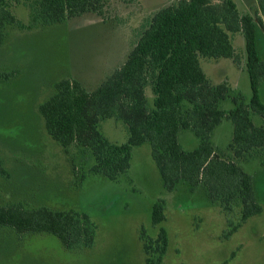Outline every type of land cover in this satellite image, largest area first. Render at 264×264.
Masks as SVG:
<instances>
[{
    "label": "rangeland",
    "instance_id": "rangeland-1",
    "mask_svg": "<svg viewBox=\"0 0 264 264\" xmlns=\"http://www.w3.org/2000/svg\"><path fill=\"white\" fill-rule=\"evenodd\" d=\"M176 1L109 0L103 18L85 14L32 30L6 29L0 44V161L6 171L0 174V203L87 213L98 233L92 249L70 251L51 234L20 238L0 228V264H145L141 235L156 238L160 228L169 237L164 264H264V166L259 161L242 166L253 177L263 212L234 231L240 205L225 214L202 188L191 193L182 186L166 192L149 144L133 149L129 173L113 182L90 174L94 160L83 148L65 149L46 131L39 108L53 96L55 85L76 79L88 90L97 89L126 62L153 16ZM234 1L242 14L257 15L258 0ZM9 6L19 22L30 24L24 0H10ZM233 38L240 65L203 58L201 67L214 84L228 82L233 93L249 102L245 39L241 33ZM257 43L264 60V28L258 30ZM147 95L153 103L150 88ZM260 97L264 103V79ZM221 107L229 111L234 105L226 100ZM252 118L256 125L264 124L259 116ZM101 130L113 143L128 141V128L121 122L105 120ZM233 131L225 120L213 136L214 144L228 151ZM179 140L187 151L200 144L190 131L181 132ZM159 200L165 201L166 221L154 226L152 210Z\"/></svg>",
    "mask_w": 264,
    "mask_h": 264
},
{
    "label": "trees",
    "instance_id": "trees-1",
    "mask_svg": "<svg viewBox=\"0 0 264 264\" xmlns=\"http://www.w3.org/2000/svg\"><path fill=\"white\" fill-rule=\"evenodd\" d=\"M10 0H0V44L8 27L32 30L63 24L85 14L104 16L109 0H24L30 24L24 25L12 13ZM136 0H124L133 3ZM256 16L242 14L234 0H177L158 11L139 37L126 62L97 89L88 90L76 79L55 85V93L40 106L47 133L67 149L72 145L88 152L94 164L90 174L113 182L126 176L136 147L149 144L166 192L186 186L191 193L202 188L209 202L225 214L240 205L234 231L263 212L254 190L253 177L243 164L259 161L264 166V103L260 87L264 60L257 43L264 28V0H258ZM261 27V28H260ZM245 39L247 72L252 96L249 102L232 92L228 82L214 84L201 67V59H230L240 65L233 36ZM154 98L149 100L147 90ZM231 100V110L222 109ZM113 119L127 126V143L111 142L102 132L103 121ZM225 120L233 124L228 151L213 142ZM190 131L200 140L197 148L184 149L179 134ZM0 174H6L0 161ZM239 202L238 204H236ZM166 204L159 200L152 210V224L166 221ZM0 228L20 237L32 234L56 236L70 251L92 249L98 226L83 212L55 211L24 203H0ZM141 238L145 264H164L169 248L168 232L160 228L156 238L145 232Z\"/></svg>",
    "mask_w": 264,
    "mask_h": 264
},
{
    "label": "crops",
    "instance_id": "crops-1",
    "mask_svg": "<svg viewBox=\"0 0 264 264\" xmlns=\"http://www.w3.org/2000/svg\"><path fill=\"white\" fill-rule=\"evenodd\" d=\"M216 134V133H215ZM215 134H214V136H215Z\"/></svg>",
    "mask_w": 264,
    "mask_h": 264
}]
</instances>
